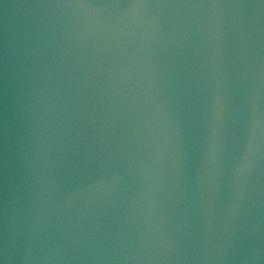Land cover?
<instances>
[{"label": "water", "instance_id": "1", "mask_svg": "<svg viewBox=\"0 0 264 264\" xmlns=\"http://www.w3.org/2000/svg\"><path fill=\"white\" fill-rule=\"evenodd\" d=\"M0 264H264V0H0Z\"/></svg>", "mask_w": 264, "mask_h": 264}]
</instances>
